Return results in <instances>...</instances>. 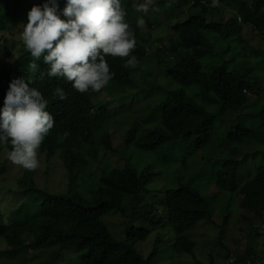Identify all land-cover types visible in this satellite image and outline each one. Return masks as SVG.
<instances>
[{"label":"trees","instance_id":"1","mask_svg":"<svg viewBox=\"0 0 264 264\" xmlns=\"http://www.w3.org/2000/svg\"><path fill=\"white\" fill-rule=\"evenodd\" d=\"M133 1L122 0V6L127 11L129 30L135 35L136 47L131 55L138 63L126 69L123 64L127 58L108 56L110 71L115 75L106 85L109 98L96 105L91 96L97 92L81 94L63 79L48 77V65L42 61L38 68L29 67L32 58L20 34L28 20L27 12L46 0H0V45L6 53L13 47L17 50L9 60L0 58V108L13 78L34 81L30 87L43 91L49 101L47 110L56 121L39 153L48 160L58 156L69 178L68 189L59 194L38 185L34 172L27 171L18 180L20 190L14 192L23 200L7 218L0 214V246L9 248L6 254L11 261L31 249L52 248L50 258L41 264L64 262L69 249L76 253L72 264H153L157 254L145 258L134 244L145 242L151 231L168 226L174 234L173 253L194 257L197 245L187 232L201 221L214 223L220 213L216 205L221 195L231 215L229 210H235L234 197L238 194L242 197V219L250 224L243 230L254 253L247 261L244 258L235 264H264V242L258 241L260 236L264 238V228L256 226L264 220V165L252 178L242 180L238 153L241 143L264 136V94L253 111L247 107L253 96L264 93L258 85L261 79L253 74L255 67L262 71L264 67L262 60L253 68L248 66L257 58L252 57V47L241 37V25L248 24L264 40V0H219L216 7L210 6L211 0H162V10L177 22L169 27L167 44L157 48L159 54L154 53L165 78L163 84L157 78L149 80L146 76H152V71L143 69L142 47L152 46L150 32H143L137 20L141 15L148 16L135 12ZM58 2L62 9L64 0ZM172 8L186 13L187 19L179 22ZM230 9L234 12L226 16L227 20L222 19L224 16L210 19L217 16V10L225 15ZM165 58L171 59L169 65ZM56 87L64 89V100L53 94ZM143 98L139 118L132 117L135 105ZM124 124L129 125L124 145L131 153L153 154L158 168L153 164L140 169L126 160L124 167H106L97 181L90 180L88 170L97 166L101 155L117 152L113 135ZM3 147L11 150L10 145ZM206 168L212 172L204 177ZM162 169H168L170 182L155 196L163 202L146 200L148 195L153 197L149 187L160 179ZM6 170L0 169V177ZM191 172L196 174L191 176ZM209 186L214 192L204 190ZM125 196L132 197L128 214ZM118 214L125 217V240L116 239L106 222ZM163 237L157 234L156 245L163 242Z\"/></svg>","mask_w":264,"mask_h":264},{"label":"rangeland","instance_id":"2","mask_svg":"<svg viewBox=\"0 0 264 264\" xmlns=\"http://www.w3.org/2000/svg\"><path fill=\"white\" fill-rule=\"evenodd\" d=\"M40 1L41 0H35V2ZM161 1L162 0H152L151 4L149 5V12L146 14V16H148L150 23L147 17L143 18L145 23L141 28L143 32H150L149 41L151 42L152 48L142 47L144 57L141 59V62L143 63L144 70H149L153 73L152 76L146 77H148V79L151 81L154 78H157L158 82L163 84L165 83V78H163L160 70L158 69L159 66L157 64L154 53L159 54L157 48H159L161 44H167L169 27L175 25L177 22H175L173 19H169V16L165 14V12L162 10V7L160 6ZM142 2H144V0L133 1V3L137 5ZM133 3L132 8L136 12V9L133 7ZM152 8H156L157 11H152ZM230 10L231 11H228L227 13H225V15H220L219 11L217 10L215 12L217 16H211L210 19L214 20L215 18V20H219L222 18V16H224V18L222 19L227 20L226 16H230L229 13L234 12V10ZM171 11L173 15L178 18L179 22L186 20L188 17L186 13L184 14L180 11H176L173 8L171 9ZM194 12L197 13L196 10ZM142 16L143 15H141V17ZM141 17H139V19ZM149 24H151L150 27ZM241 26H243L241 34L243 42H246L248 46L252 47V57L257 58V60L248 62V66L253 68L255 67L254 63L256 61L262 60L261 66L264 67V56L259 53V51H263L262 53L264 54V40L260 38V34L256 33V31H254L250 25L243 24ZM16 52V48L13 47L10 51V55H13ZM0 53L2 55H5V52L3 50H0ZM256 53L257 55H259V57L262 56L261 59L257 57ZM8 54L9 52L6 53V56ZM165 60L169 65L171 59L165 58ZM243 68L245 70V66ZM253 74L256 78H259V80L261 79V83H259L258 85L264 88V71H262V69L257 70V67H255L253 70ZM138 81L139 85L143 87L144 84L142 83V81ZM257 81V79L254 80V85H256ZM106 90L107 86L104 87L103 91L97 92L96 95L91 96V102L96 105H101V103L109 98L108 92ZM263 94L264 93L261 91L260 94L253 96L251 98L249 106L247 107H249V109L251 107L252 110L253 107L257 106L261 102ZM144 104L145 99L143 98L135 105L134 110L136 112L132 115V117L135 116L136 118H139V114ZM251 110H248L247 112H250ZM128 126V124L121 125V128H119L114 133L113 147L117 152L109 153V151H107L106 154L103 153L101 155L97 166L88 170L87 176L90 180L97 181L99 178V173L102 172L106 167H124L126 160H129L132 163L135 162L134 164L140 169L146 168L149 165L152 166L153 164H155L156 168H158L157 158L153 156V154L137 151H132L131 153V151H129V148L124 145L125 130ZM238 147L239 158L242 160V180L246 178H252L257 168L261 165H264V136H258L251 142L241 143ZM7 151L8 150L5 147L0 146V169H7L0 177V214H2L6 218L12 212V209L15 206L19 205V202L23 200L22 195H14V192L20 190V187L18 186V180L23 178L27 171H29L21 168L18 165L12 164L7 159ZM199 157L201 158V156ZM39 160L40 166L33 171L37 184L54 193L60 194L65 192L68 189L69 178L61 159L56 156L48 160L46 156L39 153ZM160 172L161 175L158 177L160 179H158L152 186L149 187L150 193L151 195H153V197L148 195L146 196V200L152 199V201L157 203L163 202V200L155 195L157 193V190L161 191L164 188L168 187L170 180L168 176V169H162ZM171 172L174 173V168L171 169ZM211 172V168L203 169L204 177ZM194 174L196 173H190L191 176H194ZM205 181V179H200V182L204 184H206ZM209 189L210 192H214V187L210 188L209 186L204 188L206 192H209ZM234 198L236 207L235 210L234 208L229 210L230 212H232L231 215L228 214L225 208V202H227V200L223 199V195H221V201H219L216 205L217 210L220 213L219 215L214 217V223L210 221H201L193 229L187 232V235L193 241H195L197 245L194 257L190 254L178 256L173 253L171 244H173L174 234L172 233L171 229L168 228V226H163L161 228H158L157 230L151 231L150 236L145 242L139 241L134 244L135 248L138 249L145 258L148 257V255L151 253L157 254V259L153 264H235L236 261H239L240 263L244 258L247 261V258L252 256L254 253L252 242L250 241V238L248 237L246 231H244L249 228L250 224L248 222H244V220L242 219V213H244V211L239 207L242 197L237 194V197ZM131 201L132 197H124V205L127 214L130 212L129 205ZM32 211L34 210L31 208V212ZM112 217L113 216H110L109 218L111 219H106L111 232L116 239L125 240V235H127V232L125 226L122 224V221H125V217L120 216V214L116 215V217ZM225 217L228 218V222ZM256 226H258L262 230V228H264V220L259 221ZM157 234H162V236H164L163 242L160 245H156ZM258 241L263 244L264 238L260 236ZM261 244H258V246L261 247ZM8 250L9 248L6 246V244H1L0 264H41L50 258L51 252L54 249L48 248L43 251L31 249L28 252L22 253L21 257L15 259L14 261H11L9 259V256L6 254ZM228 253L230 254L229 259L227 258ZM75 257V251L69 249L68 252L64 255V262H57L55 264H72Z\"/></svg>","mask_w":264,"mask_h":264},{"label":"clouds","instance_id":"3","mask_svg":"<svg viewBox=\"0 0 264 264\" xmlns=\"http://www.w3.org/2000/svg\"><path fill=\"white\" fill-rule=\"evenodd\" d=\"M151 2L133 3V7L146 15ZM218 4L219 0H211L210 6ZM126 16L122 0H64L62 9L58 0L33 5L20 34L32 58L29 67L38 68L42 61L48 65V77L63 79L77 92L101 91L115 75L110 71L108 56L127 58L123 64L126 69L138 63L131 55L136 39ZM144 23L143 18L137 20L138 26ZM0 55L5 60L11 56L6 52ZM33 83L31 79L13 78L0 108V146L10 145L7 159L29 171L40 166L39 149L56 124L47 110L48 99L38 87H30ZM53 94L60 100L66 98L61 87H56ZM68 135L65 131L64 136Z\"/></svg>","mask_w":264,"mask_h":264}]
</instances>
